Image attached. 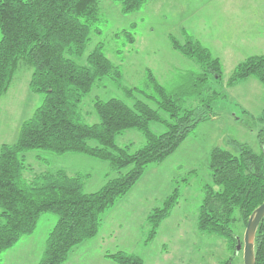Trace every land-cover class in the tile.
<instances>
[{"label":"trees","instance_id":"obj_1","mask_svg":"<svg viewBox=\"0 0 264 264\" xmlns=\"http://www.w3.org/2000/svg\"><path fill=\"white\" fill-rule=\"evenodd\" d=\"M116 1L130 13L147 0ZM98 15L99 0H0V98L8 91L22 58L34 67L30 87L44 97L33 116L23 122L18 140L0 148V255L32 235L41 215L52 212L58 220L38 264H63L75 246L98 235L105 214L133 188L148 165L161 163L201 121L212 116L214 96L198 95L199 103L189 106L186 95L193 96L209 73L221 77L220 59L191 36L184 44L173 42L175 49L197 61L202 69L187 88L168 92L150 74L157 95L147 97L155 100L157 108L139 98L131 105L118 98L97 99L94 106L99 121L85 122L80 105L87 93L105 77H121L120 68L101 43L90 51L86 63L77 61L85 53ZM130 38L134 40L132 34ZM251 76L264 83V53L239 63L230 79L233 83ZM127 92L133 95L134 90ZM153 121L164 123L166 131L152 132ZM131 128L139 129L147 138L136 151L115 142L118 134ZM230 143L232 149L216 146L211 151V177L220 189L205 185L198 223L202 232L224 237L236 250L241 245L236 222L246 227L264 202V151L257 153L237 140ZM32 149L106 160L116 175L94 192L84 189L86 175H70L63 169L27 178L25 152ZM178 195L176 189L163 207L148 216L151 238ZM254 253L256 264H264V217L254 238ZM106 256L117 264H143L139 256L122 250Z\"/></svg>","mask_w":264,"mask_h":264},{"label":"rangeland","instance_id":"obj_2","mask_svg":"<svg viewBox=\"0 0 264 264\" xmlns=\"http://www.w3.org/2000/svg\"><path fill=\"white\" fill-rule=\"evenodd\" d=\"M263 16L264 0H147L130 13H125L116 0H99L98 20L84 55L77 61L86 63L87 55L101 43L120 68L121 77H105L87 93L80 105L85 122L99 121L94 106L97 99L118 98L131 105L139 98L157 108L155 100L147 97L157 95L150 74L168 92L187 88L202 69L197 61L174 48L175 40L184 44L189 38L199 39L220 58L222 73L219 78L209 73L195 88L200 93L194 90L193 96L186 95L189 106L199 103L198 95L214 96L212 116L201 121L161 163L148 165L133 188L104 217L98 235L75 246L63 264H117L106 254L120 250L139 256L143 264H245L246 227L241 221L235 227L241 240L236 250L224 237L202 232L198 222L205 185L220 189L211 177L212 149H232L230 140H237L257 153L264 151V83L255 76L233 83L230 79L239 63L264 53L253 52L245 39L236 36L238 23L242 28L254 26L258 20L261 24ZM33 70L31 63L20 59L9 92L0 98V148L18 140L23 122L43 102V94L30 87ZM127 89H133V95ZM160 112L168 118L166 112ZM166 129L164 123H150V130L156 134ZM115 142L136 151L147 138L139 129L131 128L118 134ZM25 163L27 178L58 169L70 175H86V192L99 190L116 175L108 161L81 153L32 149L25 152ZM176 189L177 202L151 238L148 216L163 207ZM235 215L239 217L238 210ZM57 220V214L43 213L35 232L3 252L0 264H38Z\"/></svg>","mask_w":264,"mask_h":264},{"label":"crops","instance_id":"obj_3","mask_svg":"<svg viewBox=\"0 0 264 264\" xmlns=\"http://www.w3.org/2000/svg\"><path fill=\"white\" fill-rule=\"evenodd\" d=\"M247 29V30H246ZM237 37H241L243 38V40L245 39V43L248 44V47L250 48H254L253 52H264V16L263 19L261 21V24L259 22V20L257 22H255L254 26H245L244 28H242V24L238 23L237 25V33H236ZM199 40V39H197ZM200 41V40H199ZM201 42V41H200ZM202 43V42H201ZM203 44V43H202ZM204 45V44H203ZM206 46V45H204ZM207 47V46H206ZM210 51L211 49L209 47H207ZM262 48V49H259ZM212 52V51H211ZM262 54V53H261ZM214 55V54H213ZM256 55V54H254ZM259 55V54H258ZM253 56V55H251ZM219 58V57H218ZM220 59V58H219ZM10 88V87H9ZM9 92H6V94ZM5 94V95H6ZM114 208V207H113ZM112 208V209H113ZM111 209V210H112ZM110 210V211H111ZM109 213V211L105 214V216ZM104 216V217H105ZM103 223H104V219H103Z\"/></svg>","mask_w":264,"mask_h":264},{"label":"water","instance_id":"obj_4","mask_svg":"<svg viewBox=\"0 0 264 264\" xmlns=\"http://www.w3.org/2000/svg\"><path fill=\"white\" fill-rule=\"evenodd\" d=\"M264 217V202L250 216L244 237V259L245 264H256L254 253V238L258 225ZM241 247V245H240Z\"/></svg>","mask_w":264,"mask_h":264}]
</instances>
